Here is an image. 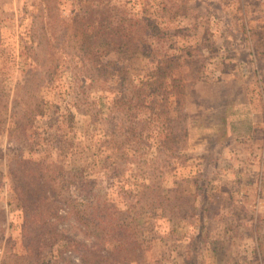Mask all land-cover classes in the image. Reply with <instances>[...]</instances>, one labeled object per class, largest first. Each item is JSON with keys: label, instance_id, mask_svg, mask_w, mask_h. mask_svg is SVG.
I'll return each instance as SVG.
<instances>
[{"label": "rangeland", "instance_id": "rangeland-1", "mask_svg": "<svg viewBox=\"0 0 264 264\" xmlns=\"http://www.w3.org/2000/svg\"><path fill=\"white\" fill-rule=\"evenodd\" d=\"M90 6L183 91L92 73ZM0 264H264V0H0Z\"/></svg>", "mask_w": 264, "mask_h": 264}, {"label": "trees", "instance_id": "trees-1", "mask_svg": "<svg viewBox=\"0 0 264 264\" xmlns=\"http://www.w3.org/2000/svg\"><path fill=\"white\" fill-rule=\"evenodd\" d=\"M93 7L95 6H90L88 13L74 19V31L70 35L71 41L79 47L84 58L94 68L92 73L105 77L104 75L110 72L107 68H97L110 53L118 55V62L121 64L119 75H122L124 80L126 76L132 77V74H129L131 70L139 69L140 65L135 63L136 60L155 61L156 66L147 69L133 96L142 99L146 91L157 93L166 87L168 80L173 89L183 91L180 79L175 76L179 67L177 57L164 54L159 48L153 47L147 29H138L140 22L114 15L109 6L105 11L97 12Z\"/></svg>", "mask_w": 264, "mask_h": 264}]
</instances>
